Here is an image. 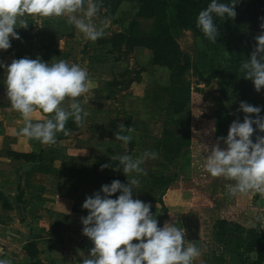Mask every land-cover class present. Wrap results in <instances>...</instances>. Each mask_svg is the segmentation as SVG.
<instances>
[{
  "label": "clouds",
  "instance_id": "obj_1",
  "mask_svg": "<svg viewBox=\"0 0 264 264\" xmlns=\"http://www.w3.org/2000/svg\"><path fill=\"white\" fill-rule=\"evenodd\" d=\"M236 4L237 0H210L199 12L196 25L207 40L217 42L216 19L235 18ZM99 11L100 0H0V50L11 47L10 37L20 39L14 28L18 24L22 28L28 26L21 19L26 15L66 17L85 39L95 42L104 35L94 23ZM261 27L264 29V24ZM256 43L255 51L250 59L241 63L240 70L259 92L264 88V34L256 37ZM0 68L6 71L11 108L19 112L24 121L19 135L45 145L55 144L57 133L68 134L65 126L70 118L83 123L89 115L76 99L89 92L86 67L64 59L45 63L40 58L24 57L7 66L0 63ZM38 110L52 115L43 122L34 123ZM239 111L246 114L243 122L233 121L227 137L219 138L211 148L204 168L211 177L230 181L227 187L232 195H264V136H257L255 143L251 139L255 130L264 133V117L259 115L262 108L241 102ZM251 115L257 118L252 119ZM125 129L129 134H123ZM131 132V127L120 124L114 137L127 145L132 140ZM221 140L225 148L220 147ZM156 158L154 151H145L136 159L129 155L116 157L126 176L141 173L145 160ZM105 167L108 165L102 166ZM138 183L134 178L127 184L114 180L85 199L82 208L88 215L82 218V232L93 247L82 264H195L202 255L201 248L193 242L186 243L185 229L176 224L165 223L158 227V221L151 213L152 205L133 199V186ZM116 193L120 195L113 199ZM134 240L138 243L133 244ZM0 264L11 262L0 258Z\"/></svg>",
  "mask_w": 264,
  "mask_h": 264
},
{
  "label": "trees",
  "instance_id": "obj_2",
  "mask_svg": "<svg viewBox=\"0 0 264 264\" xmlns=\"http://www.w3.org/2000/svg\"><path fill=\"white\" fill-rule=\"evenodd\" d=\"M226 2V0H225ZM210 0H100V11L104 19L110 25H118L120 20L118 14L126 5L134 8L133 19L125 26L122 32L113 37L103 35L97 40L99 47L106 49V55L112 56V62H128V58L137 49H145L152 53L151 66L166 70L167 82L159 86L154 95V101L164 104V111L167 120L163 124L160 135L154 138V149L161 159L163 171H154L143 175L141 187L135 192L140 199L147 203L157 204L161 207V214H153L158 225L168 219L169 210L165 205L164 198L169 191L174 179L166 175V170L174 165L185 153L190 150L196 138L193 118L200 116L205 105L202 91L199 87L194 88L188 80V75L193 71L198 76L199 82L206 85L211 84L215 72L208 75L195 65L190 55L184 54L177 40L182 31H189L200 39L208 48L203 52L205 57L210 59L209 52L221 54L230 51L232 57L225 72L228 79L224 83L221 99L216 109L215 116L208 121L202 131V140L196 152L205 160L210 154L211 148L215 146L220 135L228 134L229 127L235 120L243 122L245 113L239 111L241 102L262 108L260 117H264V88L256 91L252 81L244 78L241 63L250 59L251 54L257 46L256 37L264 34L261 25L264 24V0H237L235 6L236 16L233 19H216L219 37L216 43L206 39L202 31L196 25L199 12L205 9ZM143 21H151L149 30L143 27ZM214 70L213 63L210 68ZM131 71L127 70L123 77L130 76ZM124 86L126 89L132 82H121L115 79L108 86L117 88ZM42 112V111H41ZM43 113V112H42ZM189 113V116L187 114ZM47 118L52 114H45ZM250 118L256 119L255 115ZM130 120L124 125L130 128ZM119 122L113 120L110 129L118 131ZM254 129L256 126H253ZM68 134L57 133V138L70 139L72 133H78L82 129L81 123L72 118L65 126ZM213 129H215L213 131ZM123 134H129L127 129ZM257 136H264L258 130L254 131L253 142ZM121 144L123 142L121 141ZM127 154L133 157L137 148L134 140L127 145ZM220 147L225 148L223 141ZM208 149V150H207ZM8 156L17 161H25L29 164H43L47 162V151L43 148L34 153H16L9 151ZM103 165L108 167L102 168ZM106 168L114 169L118 176L112 181L119 180L127 184V176L117 159L96 158L88 164H80L64 159L61 164L60 174L65 178H76L84 175L98 176ZM220 180L225 178L220 177ZM213 183L211 177H195L193 184L204 194L210 192ZM134 192V191H133ZM228 192V190H227ZM120 193L113 195L117 198ZM247 205L227 204L220 210L219 218L214 225V241L219 244L227 255L236 257L239 264H264V195L250 193ZM24 192L19 187V194L15 199L0 192V202L4 211H13L17 205L27 204ZM263 207V208H262ZM249 213L252 216H249ZM246 214L243 220L238 215ZM32 240L24 245L30 264H54L44 263L39 260L40 251L37 246L38 236H32Z\"/></svg>",
  "mask_w": 264,
  "mask_h": 264
},
{
  "label": "crops",
  "instance_id": "obj_3",
  "mask_svg": "<svg viewBox=\"0 0 264 264\" xmlns=\"http://www.w3.org/2000/svg\"><path fill=\"white\" fill-rule=\"evenodd\" d=\"M21 19L28 26L22 28L18 24V27L14 28L20 39L10 37L11 47L8 50H0V63L7 66L13 60L24 57L40 58L45 63H55L60 59L69 62V54L63 52V42H59L60 36L68 35L72 31V25L67 22L66 17L53 16L39 19L38 16L26 15ZM91 42L88 41L86 44L87 56L93 60L84 66L89 74V92L76 98L89 115L81 123L80 132L72 133L70 139L57 138L55 144L45 145L38 140H29L19 135L24 121L21 114L11 108L7 98L6 71L0 68V192L15 199L21 187L27 202L24 205H17L13 211H4L0 202V258L8 259L11 264H30L24 245L33 239L32 236L39 237L37 246L40 251V261L54 264H82L93 247L92 242L82 232V218L88 215V211L83 209L82 205L87 197L100 191L103 185H110L113 182L112 178L118 176V172L106 168L98 176L65 178L60 174L62 161L67 159L86 165L96 158L116 159L118 156L128 155L126 147L114 137L117 131L110 129L111 122L116 119L112 117L113 108L116 107L113 99L116 92L115 88L108 86V83L115 79L120 81L127 70L134 72V59L141 53L139 49L134 51L128 58V60L132 59L128 67L127 62L108 60L111 57L106 55V49L99 47L97 40ZM52 44H57L58 52L51 46ZM45 118L47 117L38 110L33 122H43ZM59 133L63 134V132ZM41 148L47 151L48 161L43 164H29L8 156L9 151L28 154L38 152ZM138 155L140 156L141 153L136 150L133 156L138 158ZM140 176L141 173L127 176V182L133 178L139 181L138 185L133 186V199L141 200L135 192L141 187ZM172 190L173 187L164 198L169 210L168 219L158 227L172 223L185 229L186 243L193 242L201 250L203 249L201 258L196 262H202V258L205 257L210 259L211 253L216 252L218 253L215 255L216 259H220L217 261L218 264H231L224 249L216 244L214 239L211 242L199 239L200 233L197 227L199 219L194 212L189 208L175 210L174 204L182 194H171ZM172 197L176 198L173 200ZM191 197L188 194L187 198ZM150 204L152 214H161L162 209L159 205ZM188 209L190 212H186ZM132 243L138 241L134 240Z\"/></svg>",
  "mask_w": 264,
  "mask_h": 264
},
{
  "label": "rangeland",
  "instance_id": "obj_4",
  "mask_svg": "<svg viewBox=\"0 0 264 264\" xmlns=\"http://www.w3.org/2000/svg\"><path fill=\"white\" fill-rule=\"evenodd\" d=\"M133 16V6L126 5L118 14V19L120 20L118 25H110V23L104 19V15L101 12H98L97 16L94 17V23L98 28L103 30L105 35H115L122 32L123 28L133 19ZM38 18L40 19L42 17L38 16ZM151 26V21H143V27L146 30H149ZM60 37L59 42H63V52L69 54V62L85 66L89 61L93 60L87 56L88 48L86 44L90 40L85 39L73 25L71 33ZM177 40L183 53L190 55L199 69H202L204 73L209 70L208 75L212 76L215 72L218 73L209 85H206L202 81L199 82L198 76L195 75L193 71L188 75V80L192 83V86L201 89L205 105L200 116L193 118L196 133L193 147L190 150L185 151L182 157L166 170V175L174 179V182L171 185V187H173L171 194H182V197L174 204V208H176L175 210H185L189 208L191 212H194L196 218L199 219V224H197L200 233L199 239L211 242L214 235V225L219 218L220 210L227 204L247 205L248 197H250V194L243 196L239 194H230L227 186L231 182L226 179L220 180L219 178L211 177L205 171V160L196 152V148H198L202 140V131L204 127L216 114V109L224 87L223 85L228 79L225 69L229 65L232 54L230 51L221 54H213L209 52L210 59L205 57L203 52L207 51L208 48L200 39H197L193 33L189 31L180 32L177 36ZM59 45H61V43H59ZM51 46H53L55 51L58 52L57 44H52ZM138 51L141 54H138L137 58L134 59V72H132L130 76L121 79V82H132V85L129 89H126L125 85L115 88L116 93L113 99L116 107L114 106L113 108L112 117L116 118L115 120L119 122V125H125L128 120L131 119L130 127L132 132L130 134L132 135V140L137 144V152L142 154L145 151H153L154 138L161 134L163 124L168 118L164 111V104L154 101L153 98L158 91L159 86L167 82L168 74L164 69H155L151 66L150 61L152 53L150 51L145 49H139ZM108 60H114V58L111 56ZM130 60L132 59L130 58ZM130 60L127 62L128 67L131 65ZM211 63H213L214 70L209 69ZM187 116H189V113ZM227 135L228 134L220 135V138H226ZM138 157L140 156L138 155ZM132 158L136 159V156H133ZM141 167L143 169L140 176L141 179L144 174L148 175L154 171H163V168L161 167V159L158 156L156 159L145 160ZM205 176L213 179L208 194H204L193 184V178ZM188 194L192 197L187 198ZM172 198L174 200L176 197ZM189 209L186 212H190ZM249 216L251 217L252 214L249 213ZM245 217L246 214L238 215L240 220H243ZM206 247H208V245ZM205 250L207 249L205 248ZM217 254L218 253L213 252L210 257L211 260L205 257L204 259L202 258V262L198 261L195 264H218L219 262L217 261L220 259H216L215 255ZM227 260H230L231 264H239L238 259L234 256L227 255Z\"/></svg>",
  "mask_w": 264,
  "mask_h": 264
}]
</instances>
